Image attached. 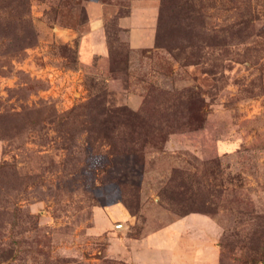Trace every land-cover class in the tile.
<instances>
[{
    "label": "rangeland",
    "instance_id": "374dc122",
    "mask_svg": "<svg viewBox=\"0 0 264 264\" xmlns=\"http://www.w3.org/2000/svg\"><path fill=\"white\" fill-rule=\"evenodd\" d=\"M257 216L264 0H0V264H241Z\"/></svg>",
    "mask_w": 264,
    "mask_h": 264
},
{
    "label": "trees",
    "instance_id": "16d2710c",
    "mask_svg": "<svg viewBox=\"0 0 264 264\" xmlns=\"http://www.w3.org/2000/svg\"><path fill=\"white\" fill-rule=\"evenodd\" d=\"M98 98L94 101L95 103V107L96 109H99V111L97 112V114L95 116H93L91 119H93L92 122V126L88 127L89 130L93 131V130H101L102 132H105L106 134H104V139H111L112 136L110 134V131H114L113 129H115L116 126V122L113 120V117H111L113 114H122V115H116L118 120H121L120 118H122L124 115L125 116H131L128 112L126 113L127 109H113V108H109L105 102L102 100L98 101L99 96H97ZM161 103H158L157 105H160ZM152 105V100H151V94L148 93L145 100H144V108L146 107H150ZM101 116V117H99ZM103 116H109V117H103ZM123 124V121H120V125ZM256 219L259 221L261 220L262 222H264V217H260L257 216ZM256 224V222L254 223ZM264 225V224H263ZM258 235V234H256ZM254 235H251L249 240H254ZM259 240V245L258 247H256V249L254 248V246L252 245V242L250 241L249 243H247V245H243V246H239L237 244H235V248L234 251H237L238 253L241 254V258L239 260V262H241V264H264V236L262 238L258 237ZM44 254H47V252L45 250H43ZM58 262V261H57ZM65 262L59 261L58 264H64Z\"/></svg>",
    "mask_w": 264,
    "mask_h": 264
},
{
    "label": "crops",
    "instance_id": "0c3cea01",
    "mask_svg": "<svg viewBox=\"0 0 264 264\" xmlns=\"http://www.w3.org/2000/svg\"><path fill=\"white\" fill-rule=\"evenodd\" d=\"M212 264H217V262H215V263H212Z\"/></svg>",
    "mask_w": 264,
    "mask_h": 264
}]
</instances>
